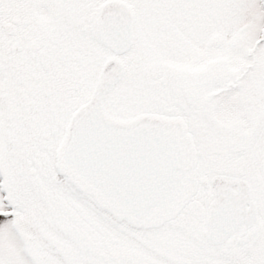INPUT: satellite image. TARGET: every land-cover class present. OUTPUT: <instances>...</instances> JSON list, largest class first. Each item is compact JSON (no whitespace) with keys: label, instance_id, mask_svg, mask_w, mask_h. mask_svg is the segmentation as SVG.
Returning <instances> with one entry per match:
<instances>
[{"label":"snow or ice","instance_id":"1","mask_svg":"<svg viewBox=\"0 0 264 264\" xmlns=\"http://www.w3.org/2000/svg\"><path fill=\"white\" fill-rule=\"evenodd\" d=\"M0 264H264V0H0Z\"/></svg>","mask_w":264,"mask_h":264}]
</instances>
